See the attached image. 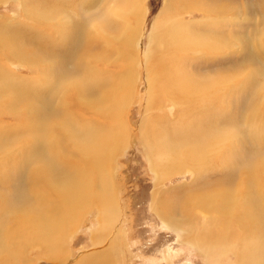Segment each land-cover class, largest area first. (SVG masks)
I'll return each mask as SVG.
<instances>
[{
  "label": "rangeland",
  "instance_id": "374dc122",
  "mask_svg": "<svg viewBox=\"0 0 264 264\" xmlns=\"http://www.w3.org/2000/svg\"><path fill=\"white\" fill-rule=\"evenodd\" d=\"M123 1L125 0H115L113 9L111 0H99L98 3L95 0L85 8L87 13L96 9L98 13L101 11L99 20L105 22L102 27L104 32L97 41L100 49L94 53L100 60L92 67L96 74L103 76L99 79V86H105V91L110 90L112 95L122 87V95L126 97L122 108L114 100L105 102V109L109 113L104 117L98 114V119H93L90 111H84L76 101L67 98L70 91L65 96L63 91L60 92L65 83L72 88L79 83L76 78L81 73L74 62L67 60L64 64L60 59L71 46L70 38L66 39L65 36V28H69L70 23L66 21L62 26L63 34L56 35L53 39L49 32L45 34L46 37L39 38V28L32 21L34 17L28 16L33 11L30 10L33 7L30 1L24 5L23 0H0V40L5 45L17 44L21 50L14 64L7 62V57L0 53V93L2 88L5 91L8 87L17 86L20 80L24 89L32 93L26 101L12 110H2V103L6 104L8 100L0 96V167L2 173L16 169L5 180L17 179L16 175L21 173L20 161L26 157V151L30 155V165L36 158L35 149L26 150L24 145H18L29 134L31 123L27 106L34 103L35 99L41 97L52 102L51 109H58L60 100L64 98L63 106L68 111L71 109L68 117L75 116L81 125H98L100 137H107L109 143L113 135L111 130L118 132L120 127L123 128L121 139L124 145L122 149L112 153L111 162L113 186L116 190L113 204L115 215L109 210L108 212L113 216V222L104 225L99 221L100 210L92 203L61 245L65 260L58 262L41 257V247L36 249L35 246L26 248L23 258L28 264H77L79 257L84 260L95 255L98 259H103L101 262L104 264H235L232 253L229 250L222 251V247L226 245L221 241V244L218 240L217 244L214 241L215 245L209 249L194 246L193 240L198 238L206 222L205 217L200 216L201 212L195 210L192 213L191 240L184 241L179 231H186L183 228L185 218L170 211L173 217L178 218L172 221V224L179 227L174 231L168 221L165 220V225L163 224L152 203L155 195L156 199H161L170 206L167 202L170 199L172 201L175 194L186 190L195 191L210 180H217L219 177L225 179L228 175V169H218L214 165L217 169L215 172L211 171L207 177L206 174L199 177L198 171L186 162L193 170L192 176V170L188 166L179 174L165 178L162 172V149L170 142L167 132L181 134L188 132L190 128L200 129L203 125L213 137H221L227 132L223 124L226 117H230V124L233 126H242L245 119L250 120L249 112L245 109L247 105H251L258 110L253 124L260 128V133L264 136V0H182L181 14L173 19L165 18L172 13L171 0H142V12L138 10L136 15L131 5L127 2L124 5ZM165 3L167 15L162 14ZM114 11L116 13L113 15ZM49 19L52 20L51 15ZM107 23H112L110 29ZM170 23H175L172 30L166 27ZM44 30L48 29L44 27ZM182 32L186 33L180 35ZM123 38L126 42L117 49ZM41 39L49 43L46 47L49 52H53V56H45L43 60L48 63V57H51L50 67L44 66L41 75H33L30 66L34 60L30 47L38 45ZM52 41L61 43L54 45ZM180 43L192 45L195 52L177 49ZM27 50L30 51L25 56L23 51ZM78 52L80 53L79 49ZM78 52L72 51L71 54L76 53L74 58H77ZM157 64L161 65L159 75L163 83L162 88L156 85L153 89L149 84ZM71 74L74 76L71 77ZM39 76L48 79L37 84L34 77L38 79ZM8 78H11L10 81ZM182 79L198 91L195 99L206 97L209 104L211 98L215 99L210 107H205L203 116L191 119V115H182L184 106L171 95L181 90ZM230 96L237 97L233 99L235 104L227 110ZM155 106L156 108H150ZM78 108L81 110H77ZM71 129L76 127L72 126ZM231 131L237 132L232 127ZM146 132H150L147 141L151 142L150 146L144 139ZM184 146L185 143L180 140L171 144L182 161L186 160L188 154ZM183 152L187 153L182 154ZM74 156L79 157V153L75 152ZM150 162L158 168L157 171L150 168ZM156 182L159 185L155 186ZM18 184L15 182V185ZM7 190L4 189L2 194L12 200V189L11 193ZM5 210L7 214H0V222L11 214L10 209ZM230 228L233 236L239 239L234 225ZM0 247L5 251L2 240ZM6 263L8 262L2 263L0 259V264Z\"/></svg>",
  "mask_w": 264,
  "mask_h": 264
},
{
  "label": "bare ground",
  "instance_id": "6f19581e",
  "mask_svg": "<svg viewBox=\"0 0 264 264\" xmlns=\"http://www.w3.org/2000/svg\"><path fill=\"white\" fill-rule=\"evenodd\" d=\"M23 1L24 5L28 1L32 3L33 7L30 10L33 11L28 16L34 17L32 21L39 28L37 31L39 38L46 37L45 34L49 32V36H52L53 39L56 35L63 34L62 26L66 21L71 24H69V28L64 27L66 39L70 38L71 46L65 55L59 57L64 64L67 60H70L71 63L74 62L75 65L79 66L81 73L76 78L79 83L73 85V88L65 83L60 92L63 91L65 96L70 91V96L66 97L76 101L84 111H90L89 114L95 117L93 119H98V114L104 117L106 113H109L104 104L110 100H114L118 107L122 108L126 99L122 95V87L112 95L110 90L105 91V86L103 88L99 86V79L103 76L92 70L95 63L100 60L95 54L100 49V44L97 41L104 32L102 27L105 24L99 20L101 11L98 13L96 9L87 13L85 10L95 0ZM98 1L96 0V3ZM111 1L113 2L111 4L113 9L112 5L115 0ZM181 1L171 0L173 10L169 15L165 13L166 3L164 4L165 9H163L162 14L167 15L165 16L166 19H173L181 14ZM126 2L131 5L134 15L137 14L138 10L140 13L142 12V0H125L123 4L126 5ZM115 13L114 11L113 15ZM106 14L108 13L106 12ZM50 15L52 20L49 19ZM111 24L107 23L109 29ZM174 24L167 25V29L172 30L175 27ZM44 27L48 30H44ZM178 31H180L179 27ZM183 33L186 32H182L180 35ZM125 42L123 38L120 41V47L117 49H120ZM60 43L58 41L53 42L54 45ZM47 44L49 43H45L41 39L38 45L30 47L34 60L30 66L33 75H41L44 66L50 67L51 57H48V63L43 61L45 56H53V52L47 50ZM176 48L186 52H195L196 50L195 47L187 43H180ZM19 49L17 44L5 45L0 40V53L7 57V62L13 64L17 62V55L21 53ZM30 50L23 51L24 55L27 56ZM72 51L79 53L77 58H74L76 53L71 54ZM110 51L112 52L111 49ZM66 54L68 55L66 56ZM145 56L147 57V55ZM154 69V76L149 86H152L153 89L156 85L162 88L163 79L161 80L159 75L161 65L157 64ZM71 75V77L74 76V74ZM10 79L8 78V81ZM47 79L42 76H39L38 79L34 77V82L38 84ZM183 82L185 83L183 84ZM16 85L15 87H8L5 91L2 88L0 96L6 97L8 100L6 104L4 103L5 105L2 103V110H12L17 105H21L32 94L28 89H24L22 80ZM108 86L107 88L110 87ZM126 87L128 88V86ZM180 88L179 92H173L171 95L181 106H184L182 115L185 117L191 115V119H193L194 116H203L205 107H210L215 100L211 98L209 104L206 97L195 99L198 91L183 79ZM237 96L229 97L227 110L235 104L233 99ZM34 101L27 106L31 123L29 134L22 143L18 144L24 145L26 150L31 148L36 150L34 162L30 165V155L26 151V157L20 161L22 167L19 170L21 173L19 176L16 175V180H5L6 176H9L10 173L13 175L12 172L16 169L2 173L0 167V214L3 212L7 214L5 209H10L9 212H11L3 222H0V241L2 240V247L5 250L2 251L0 247V259L2 263L8 262L6 264H28L23 258V253L26 248L29 249L32 246H35L36 249L41 247V257L62 262L66 257L65 252L63 251V253L61 250V245L67 239L66 235L74 229L77 220L92 203L96 204L100 210L98 219L104 225L113 222L112 217L115 215L113 204L115 203L116 190L113 186L111 162L112 153L119 151L124 145L123 139H121L123 128L120 127L118 132L111 130L113 135H111V142L109 143L107 137H100L101 131L98 125L83 123L84 121L81 125L76 121L75 116L74 118L68 117L71 114V109L68 111L63 106L64 98L60 100L59 107H63L61 110L60 108L51 109L52 102L45 101L41 97ZM156 106L150 108L153 109ZM77 110L81 109L78 108ZM245 110L249 112L250 120L245 119L242 126L236 127L230 124V117L229 119L226 117L223 124L227 132L221 137H213L203 125L200 126V129L198 127V129L190 128L188 132L181 134L167 132L170 142L169 145L168 143L166 145L168 148L165 146L162 149L164 168L162 172L165 178L184 171V167L189 166L187 163H190V166L198 171L199 177L205 174L207 177V174L212 173L211 171L217 170L215 167L228 169V173H226L228 175L225 179L219 177L217 180H210L195 191L186 190V192L175 194L172 201L170 199L167 202L170 206L164 204L161 199H156L154 195L152 205L164 225L165 220L172 224L174 219H178L173 217L170 211H173V214L174 212L177 213L180 218H185L183 228L186 231L183 229L179 231V235L184 241L191 240L193 232L192 213L195 210L201 212L200 216L205 217L206 222L203 224L198 238L193 240L194 246L198 249H209L214 241L217 244L216 240H218V243L221 241L222 244L226 245V247H222L224 248L222 251L228 252L229 250L232 253L233 263L264 264V136L260 133V128L253 124L258 115V110L251 105H247ZM71 125L75 126L76 129L72 130ZM231 127L235 128L237 132L231 131ZM153 131L154 129L152 133ZM149 134L150 132H146L144 139L150 146L151 142H147ZM175 138L182 141L183 144L185 143L186 147H184L188 152L185 157L186 160L182 161L176 150L171 147L172 143L179 141ZM215 142L220 143L215 144ZM148 151L151 152L150 149ZM75 152L79 153V157L74 156ZM214 165L215 167H213ZM190 166L188 168L192 170ZM150 168L154 171L158 170L152 162H150ZM190 173L192 176L193 170ZM15 182L19 184L15 185ZM154 185L157 186L159 183L156 182ZM7 187H9L8 190ZM4 189L8 193H11L12 189V200L7 199L5 194H2ZM108 210L113 216L109 214ZM213 219L215 220L213 221ZM233 225L238 231L237 237L239 239H236L230 230ZM171 228L176 231L179 227L172 224ZM102 260L95 255L84 260L79 257L76 263L104 264L101 262Z\"/></svg>",
  "mask_w": 264,
  "mask_h": 264
}]
</instances>
